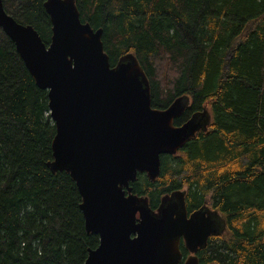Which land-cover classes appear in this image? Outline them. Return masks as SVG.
<instances>
[{
  "label": "trees",
  "instance_id": "1",
  "mask_svg": "<svg viewBox=\"0 0 264 264\" xmlns=\"http://www.w3.org/2000/svg\"><path fill=\"white\" fill-rule=\"evenodd\" d=\"M3 3L50 45L46 0ZM77 6L84 23L103 30L112 66L126 54L138 58L153 108L184 97L188 107L176 126L204 108L212 116L179 154L161 156L156 182L139 174L134 193L148 195L156 208L166 193L181 191L187 211L208 205L218 213L225 232L197 253L202 264H264V0H77ZM55 135L48 91L0 28V264H84L99 245L86 231L76 182L49 167Z\"/></svg>",
  "mask_w": 264,
  "mask_h": 264
},
{
  "label": "water",
  "instance_id": "2",
  "mask_svg": "<svg viewBox=\"0 0 264 264\" xmlns=\"http://www.w3.org/2000/svg\"><path fill=\"white\" fill-rule=\"evenodd\" d=\"M52 23L47 45L31 25L9 15L0 0V28L35 78L48 91L56 126L52 172L66 171L82 198L88 234L99 237L84 264H181L180 239L200 245L215 232L201 215L188 217L180 191L165 195L157 211L134 194L139 174L155 182L162 155H175L202 125L176 126L180 108L152 106L149 79L133 55L115 66L105 52L103 30L83 22L77 0H46ZM188 102H186L187 104ZM183 264H200L189 256Z\"/></svg>",
  "mask_w": 264,
  "mask_h": 264
},
{
  "label": "flooded vegetation",
  "instance_id": "3",
  "mask_svg": "<svg viewBox=\"0 0 264 264\" xmlns=\"http://www.w3.org/2000/svg\"><path fill=\"white\" fill-rule=\"evenodd\" d=\"M194 119L201 121V123H202V128H201L202 131L201 132H203V131L207 130V127L211 122L212 116H211V113L209 110L203 109L200 112L194 114L189 119V121L194 120ZM177 154H179V152ZM181 193L185 198V205H186V196L183 192H181ZM186 210H187V206H186ZM187 212H188V217H191L193 215H201L202 217H207V218L211 219L215 223V228H214L215 232H213L211 235L206 237L205 240L202 242V244L194 245L193 247L189 246L186 239L184 237H182L180 239V245H179L180 252L182 254L181 264H183L186 261V259L191 255L198 257L197 253L200 250L206 249L208 247L211 236L214 234H217V233H219V234L222 233L221 232V229H222L221 221L222 220L220 219L219 215L214 210H212L208 205H205L203 209H201V208L200 209H193L192 212H189V210ZM199 262H200V264H202L200 260H199Z\"/></svg>",
  "mask_w": 264,
  "mask_h": 264
},
{
  "label": "rangeland",
  "instance_id": "4",
  "mask_svg": "<svg viewBox=\"0 0 264 264\" xmlns=\"http://www.w3.org/2000/svg\"><path fill=\"white\" fill-rule=\"evenodd\" d=\"M127 55V54H126ZM130 55H133V54H130ZM125 56V55H124ZM133 56H135V55H133ZM123 57V56H122ZM137 58V57H136ZM138 59V58H137ZM139 61V60H138ZM139 63H140V61H139ZM141 65V64H140ZM142 66V65H141ZM166 72L168 73L167 75H166ZM170 75V73L168 72V71H164V68H160V70H159V76L160 77H162V78H165V79H168V81H171V79L172 78H169L168 76ZM149 79V78H148ZM149 82H150V79H149ZM151 83V82H150ZM187 98V97H186ZM178 101H179V106H180V108L183 106L184 107V104L186 105V108L188 107V103L186 104V102L187 101H189V98H188V100L187 99H184V97H181V98H178L177 99ZM208 110L207 108H204V110ZM189 122V121H188ZM185 123H187V122H185ZM184 123V124H185ZM198 123H200L201 125H202V123H201V121H198ZM183 125V124H182ZM202 131V129H199L198 131H197V133H196V136L200 133ZM195 136V137H196ZM194 137V138H195ZM146 177H147V175L146 174H144ZM148 178V177H147ZM138 179V178H137ZM149 179V178H148ZM158 180V179H157ZM156 180V181H157ZM155 181V182H156ZM152 182V181H151ZM135 183V182H134ZM134 183H132V184H134ZM132 184H131V186H132ZM132 191H133V193H134V190H133V187H132ZM172 193V192H171ZM171 193H166V194H171ZM135 194V193H134ZM139 196H142V197H146V198H148V201H149V205H150V208L152 209V210H154V211H157L158 210V207H156V208H153L152 206H151V200H150V197L148 196V195H139ZM164 197V196H163ZM162 197V198H163ZM203 212V211H202ZM218 214V213H217ZM221 226H222V229H221V232L222 233H224L225 232V226H224V223L221 221ZM193 256V255H192ZM198 258V257H197Z\"/></svg>",
  "mask_w": 264,
  "mask_h": 264
},
{
  "label": "bare ground",
  "instance_id": "5",
  "mask_svg": "<svg viewBox=\"0 0 264 264\" xmlns=\"http://www.w3.org/2000/svg\"><path fill=\"white\" fill-rule=\"evenodd\" d=\"M50 17V16H49ZM42 38V37H41Z\"/></svg>",
  "mask_w": 264,
  "mask_h": 264
}]
</instances>
